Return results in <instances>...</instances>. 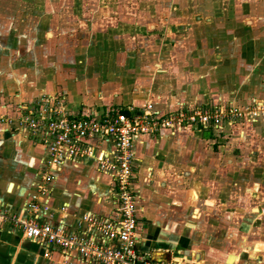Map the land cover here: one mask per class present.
Segmentation results:
<instances>
[{
    "label": "crops",
    "instance_id": "0c3cea01",
    "mask_svg": "<svg viewBox=\"0 0 264 264\" xmlns=\"http://www.w3.org/2000/svg\"><path fill=\"white\" fill-rule=\"evenodd\" d=\"M45 94L71 115L258 105L219 143L193 126L137 137L132 188L136 249L152 262L264 264V0H0V115ZM44 160L0 124V212L21 213ZM48 191L54 216L40 221L95 242L81 218L117 211L113 177L89 159L65 160ZM0 264L85 263L5 223Z\"/></svg>",
    "mask_w": 264,
    "mask_h": 264
},
{
    "label": "built area",
    "instance_id": "2783aa9c",
    "mask_svg": "<svg viewBox=\"0 0 264 264\" xmlns=\"http://www.w3.org/2000/svg\"><path fill=\"white\" fill-rule=\"evenodd\" d=\"M213 107L195 113L178 110L174 114H159L147 108L130 106L110 108L101 113L83 109L71 115L58 100L45 94L19 108L16 117L0 115V124L40 144L45 150L38 183L25 208L20 214L0 212V224L9 223L21 232L23 238L57 249L64 256L75 255L85 264H171L154 263L136 249V194L132 188L136 177L134 142L139 136L182 128V123H195L205 128L207 125L217 126L216 123L226 116L230 120L242 117L248 121L259 111L255 103L245 108L230 107L227 114L217 105ZM69 159L92 160L99 171L113 177L117 201L113 220L101 221L85 215L78 225L86 232L97 234L98 242L40 221L41 214L47 219L54 216L46 201L51 176Z\"/></svg>",
    "mask_w": 264,
    "mask_h": 264
},
{
    "label": "rangeland",
    "instance_id": "374dc122",
    "mask_svg": "<svg viewBox=\"0 0 264 264\" xmlns=\"http://www.w3.org/2000/svg\"><path fill=\"white\" fill-rule=\"evenodd\" d=\"M217 105L219 108L223 109V112L224 113H229V110H230V106L229 103L227 101H222V100H219V99H216L215 101L214 100H209V101H205L203 103H199V104H194L192 106H187L184 108L185 109H181V110H184L185 112H192V113H195L196 111H198L199 109H211L213 106ZM248 106V105H246ZM246 106L242 105L241 108H245ZM239 108V106H237ZM181 108V107H180ZM177 109V110H180ZM214 108V107H213ZM232 108H236V107H232ZM176 112V111H175ZM174 114V111L172 112ZM211 113H213V110L211 111ZM231 118L229 116H226L224 118H222L221 120H219L216 125L217 126H210V125H207L203 130H209L208 131V135L210 134V136L212 137V139H214L215 141H218V143L220 141H222L223 138H220V135L221 136H224L223 135V131L224 130H229V128H232L233 125L235 124V122H246L244 121V119L241 118H237L235 120H230ZM182 127H188V126H193L194 129H201L200 126L196 125L195 123L192 124V123H189V124H184L182 123L181 124ZM214 142V141H212Z\"/></svg>",
    "mask_w": 264,
    "mask_h": 264
}]
</instances>
